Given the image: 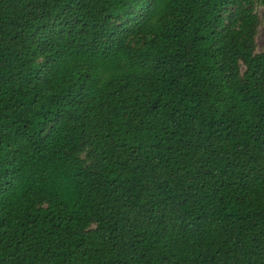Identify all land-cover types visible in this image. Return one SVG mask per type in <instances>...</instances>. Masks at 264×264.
Segmentation results:
<instances>
[{
	"label": "trees",
	"instance_id": "obj_1",
	"mask_svg": "<svg viewBox=\"0 0 264 264\" xmlns=\"http://www.w3.org/2000/svg\"><path fill=\"white\" fill-rule=\"evenodd\" d=\"M264 0H0V264H264Z\"/></svg>",
	"mask_w": 264,
	"mask_h": 264
},
{
	"label": "rangeland",
	"instance_id": "obj_2",
	"mask_svg": "<svg viewBox=\"0 0 264 264\" xmlns=\"http://www.w3.org/2000/svg\"><path fill=\"white\" fill-rule=\"evenodd\" d=\"M258 14L261 19V25L257 33L256 46L257 52H261L264 50V9L258 8Z\"/></svg>",
	"mask_w": 264,
	"mask_h": 264
}]
</instances>
